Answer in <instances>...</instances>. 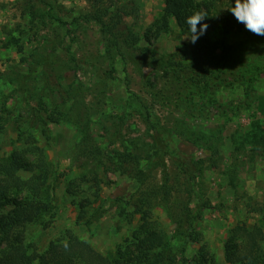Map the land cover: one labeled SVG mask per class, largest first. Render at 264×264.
<instances>
[{"label": "rangeland", "instance_id": "1", "mask_svg": "<svg viewBox=\"0 0 264 264\" xmlns=\"http://www.w3.org/2000/svg\"><path fill=\"white\" fill-rule=\"evenodd\" d=\"M193 5L208 14L195 44L167 0H0V158L21 153L26 180L40 172L26 153L38 147L51 172L52 211L46 227L24 230L29 254L47 256L70 231L134 264L138 208L169 239L185 208L196 215L206 206L196 242L171 243L176 264L199 263L203 253L227 264L233 230L264 233V147L253 143L264 130V36L227 10L235 0ZM157 134L193 160V186L170 155L137 182ZM82 205L89 226L76 224Z\"/></svg>", "mask_w": 264, "mask_h": 264}, {"label": "trees", "instance_id": "2", "mask_svg": "<svg viewBox=\"0 0 264 264\" xmlns=\"http://www.w3.org/2000/svg\"><path fill=\"white\" fill-rule=\"evenodd\" d=\"M193 2L194 0H167V13L174 17L183 29H188L186 20L191 16L189 11L192 10V14L200 11V6H194ZM48 85L60 97H63L64 91L59 84L51 81ZM76 125V130L82 134L85 126L81 123ZM41 132L45 135L47 129L43 128ZM158 135L155 140L153 139L155 141L152 147L153 152L148 156L144 169L138 174L137 182H143L146 173L156 168H163L164 157L170 155L176 159V164L184 174L185 180L193 186L198 173V170L194 169L193 160L188 159L183 162L182 158H178L170 149L166 140ZM253 143L258 147H264V130L254 135ZM26 153L36 158L37 169L40 171L26 180L18 175L22 168L21 153L15 152L9 158H0V233L2 235L0 245L5 243L0 246V264H33L35 262L38 264H120V251L116 257H104L95 252L89 244L73 236L70 231L66 232L64 240L50 243L47 256L37 252L28 253L24 230L32 224H41L43 227L48 225L45 217L52 211L53 196L48 182L51 174L50 165L43 149L32 147L26 150ZM205 208V205H200L196 215H192L185 208L169 239H166L163 233L149 227L147 211L138 208L143 225L140 230L141 238L137 241L136 254L132 260L134 264H176V253L171 243L174 240H182L190 245L196 242L194 240L195 224L203 220L202 211ZM99 217L102 215L100 214ZM82 221L86 226L91 224L87 219L84 205L79 207L76 224ZM233 234L234 236L232 235L224 249L227 264H264V233L258 226L248 228L242 225L233 230ZM235 235L240 239L234 238ZM186 264H215V262L211 256L203 253L199 263L189 260Z\"/></svg>", "mask_w": 264, "mask_h": 264}, {"label": "clouds", "instance_id": "3", "mask_svg": "<svg viewBox=\"0 0 264 264\" xmlns=\"http://www.w3.org/2000/svg\"><path fill=\"white\" fill-rule=\"evenodd\" d=\"M239 23H242L245 28L259 36H264V0H235V6L227 8ZM208 14L204 11H196L186 20L188 32L185 35L186 40L195 44L200 36H202L208 25H197L205 19Z\"/></svg>", "mask_w": 264, "mask_h": 264}]
</instances>
